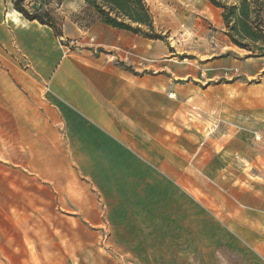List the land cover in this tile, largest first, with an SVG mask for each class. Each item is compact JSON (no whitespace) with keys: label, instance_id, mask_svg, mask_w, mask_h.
<instances>
[{"label":"crops","instance_id":"obj_1","mask_svg":"<svg viewBox=\"0 0 264 264\" xmlns=\"http://www.w3.org/2000/svg\"><path fill=\"white\" fill-rule=\"evenodd\" d=\"M174 1L197 14L192 31L155 22L169 32L156 40L98 22L65 33L72 45L89 35L71 48L47 25L8 20L12 2L0 0V34L11 27V48L52 97L41 109L21 97L25 110L14 113L30 174L11 185L10 209L31 212L34 197L41 214L55 209L30 187L36 172L77 215L72 229L84 220L112 230L114 248L141 264H264V145L242 114L227 125L213 110L225 102L214 93L255 78L264 61L242 59L246 50L207 28L205 18L224 22L208 0Z\"/></svg>","mask_w":264,"mask_h":264},{"label":"rangeland","instance_id":"obj_2","mask_svg":"<svg viewBox=\"0 0 264 264\" xmlns=\"http://www.w3.org/2000/svg\"><path fill=\"white\" fill-rule=\"evenodd\" d=\"M146 1L155 22L168 24L174 30L175 35L192 31L194 27L192 18H196L197 14L184 11L182 3L174 0ZM2 5L6 6V0H2ZM53 5L58 23L63 29L64 37L59 39L61 44L69 45L71 48L88 46L86 42L89 40V35L87 34L83 35L85 39H82L83 36L79 37L77 39L79 42H74L73 45L65 36V33L76 34L77 26L82 31L88 32L98 23H93L86 17L85 3L82 0H62L60 4L54 3ZM2 13V15L5 14V8ZM219 15L221 16V9H217L216 16L219 17ZM205 20L208 29L225 33L223 20L222 24L218 23V19L205 18ZM160 32L164 35L169 33L161 28ZM0 35V194L2 195L0 200V264H141L132 256L120 254L114 248L111 241L112 230L105 227H100L97 231L91 230L90 225L84 220H80L84 225L81 230L72 229L76 226L73 220L77 218V215L69 211V207L68 209L61 208L63 202L60 204L56 196L58 189L36 172H33L34 182L30 187L32 186L35 196H40L42 191L48 192L50 199L44 203L55 209L48 214H41L42 200L40 197H34L28 204L25 202L26 205L32 207L31 212L16 214L14 208L10 209L12 199L9 198L8 192L11 185H14L17 180L20 181L21 177L30 174L25 147L16 141L14 113L17 111L20 116V111L25 110L21 102L24 99L21 97H28L39 109L44 107L45 101L51 103L52 97L48 94L47 82L43 81L44 86L38 80L39 77L32 71L29 62L25 60V55L11 48V27L7 26L6 33ZM248 56L252 57L249 51L244 53L242 59L249 58ZM247 60L264 61V57ZM229 72L240 73L237 68L227 67L225 73L231 76ZM31 80L35 86H26L31 84ZM230 81H236V86L230 85L227 86L228 89L214 93L225 102L216 104L213 110L220 111L228 117L227 125L233 124L235 112L238 115L242 114L241 125L250 124L256 131L255 139L264 145V70L255 78L249 79L243 74ZM250 112L253 114L251 115ZM67 175H74V173L72 171ZM20 206H22L21 203L18 209L22 210ZM63 213L72 216L68 217ZM91 233L93 235L92 245L89 243Z\"/></svg>","mask_w":264,"mask_h":264},{"label":"trees","instance_id":"obj_3","mask_svg":"<svg viewBox=\"0 0 264 264\" xmlns=\"http://www.w3.org/2000/svg\"><path fill=\"white\" fill-rule=\"evenodd\" d=\"M13 8L26 19L37 21L63 37L54 3L62 0H11ZM85 15L92 22L143 35L149 39L165 40L155 26L154 16L146 0H82ZM222 10L225 34L251 56L264 57V0H208Z\"/></svg>","mask_w":264,"mask_h":264},{"label":"bare ground","instance_id":"obj_4","mask_svg":"<svg viewBox=\"0 0 264 264\" xmlns=\"http://www.w3.org/2000/svg\"><path fill=\"white\" fill-rule=\"evenodd\" d=\"M20 12H18L17 10H9L6 13V17L8 18V20L13 21V22H18L19 17H20Z\"/></svg>","mask_w":264,"mask_h":264}]
</instances>
